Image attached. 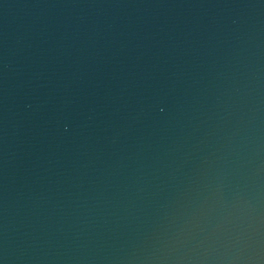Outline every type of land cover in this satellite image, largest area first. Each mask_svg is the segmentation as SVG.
Instances as JSON below:
<instances>
[{
    "label": "water",
    "instance_id": "obj_1",
    "mask_svg": "<svg viewBox=\"0 0 264 264\" xmlns=\"http://www.w3.org/2000/svg\"><path fill=\"white\" fill-rule=\"evenodd\" d=\"M0 264H264V0H0Z\"/></svg>",
    "mask_w": 264,
    "mask_h": 264
}]
</instances>
